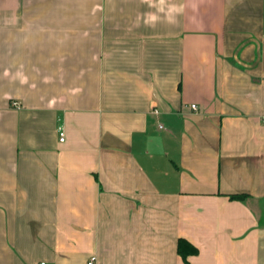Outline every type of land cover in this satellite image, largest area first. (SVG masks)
<instances>
[{
  "label": "crops",
  "instance_id": "obj_1",
  "mask_svg": "<svg viewBox=\"0 0 264 264\" xmlns=\"http://www.w3.org/2000/svg\"><path fill=\"white\" fill-rule=\"evenodd\" d=\"M93 257L264 264V0H0V264Z\"/></svg>",
  "mask_w": 264,
  "mask_h": 264
},
{
  "label": "trees",
  "instance_id": "obj_2",
  "mask_svg": "<svg viewBox=\"0 0 264 264\" xmlns=\"http://www.w3.org/2000/svg\"><path fill=\"white\" fill-rule=\"evenodd\" d=\"M247 196H233L235 199H246ZM179 254L183 257V259L186 261L189 256L197 254L198 250L197 248L192 245L187 240L181 239L179 241V248H178Z\"/></svg>",
  "mask_w": 264,
  "mask_h": 264
},
{
  "label": "built area",
  "instance_id": "obj_3",
  "mask_svg": "<svg viewBox=\"0 0 264 264\" xmlns=\"http://www.w3.org/2000/svg\"><path fill=\"white\" fill-rule=\"evenodd\" d=\"M192 109L193 110H197V106L196 105H192ZM155 112H158L156 109H155ZM162 128V127H161ZM59 134H60V142H64V132H63V130L60 128L59 129ZM95 261H96V258L95 257H93V258H91V260L88 262V264H94L95 263ZM44 264V263H43Z\"/></svg>",
  "mask_w": 264,
  "mask_h": 264
}]
</instances>
